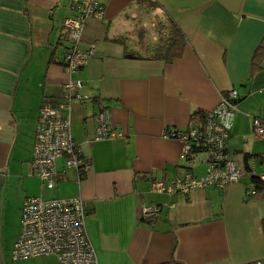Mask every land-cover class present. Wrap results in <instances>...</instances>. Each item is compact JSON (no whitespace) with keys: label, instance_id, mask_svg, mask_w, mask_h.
I'll list each match as a JSON object with an SVG mask.
<instances>
[{"label":"crops","instance_id":"obj_1","mask_svg":"<svg viewBox=\"0 0 264 264\" xmlns=\"http://www.w3.org/2000/svg\"><path fill=\"white\" fill-rule=\"evenodd\" d=\"M99 1L105 19L87 24L80 47L95 45V55L72 75L89 97L72 105V134L92 169L80 178L63 172L61 160L58 187L49 190L33 173L35 134L43 102L66 101L64 22L73 0H0V264H60L54 256L12 258L23 203L46 190L84 200L98 264H264V198L248 195L252 178L264 176V137L253 134V119L264 121V56L254 62L264 43V0ZM167 18L187 39L183 55L137 58ZM231 90L241 96L228 149L245 172L240 182L154 194V180L205 176V157L186 161L184 144L165 134L197 126L193 115ZM103 108L125 138L94 140L93 117ZM151 206L161 212L144 219Z\"/></svg>","mask_w":264,"mask_h":264},{"label":"built area","instance_id":"obj_2","mask_svg":"<svg viewBox=\"0 0 264 264\" xmlns=\"http://www.w3.org/2000/svg\"><path fill=\"white\" fill-rule=\"evenodd\" d=\"M72 11L73 15L64 22L68 46L64 49L63 64L69 75L64 84L66 101L43 102L35 134L33 173L49 190L58 187L60 174L66 170H75L81 178L92 169L91 162L84 157L72 134V105L89 99L80 93L83 81L73 79L72 75L85 68L95 55V45H89L87 50L80 47L87 24L105 19V6L99 0H73ZM239 95L236 90L222 95L219 104L204 113L201 127L166 132L167 139H176L184 144L185 160L204 156L207 172L201 178L188 173L171 184L154 180L151 182L154 194L188 196L197 189L215 187L223 190L240 182L245 172L228 152L234 119L239 112L235 104ZM64 111L68 115H64ZM93 122L95 141L125 138L117 130L110 109L103 108L97 112ZM253 134L256 138L264 137L263 120L253 119ZM60 160L64 161L63 172L58 166ZM261 178L264 180V176ZM249 187L252 189L253 184ZM160 212L158 206L144 207L141 216L150 219ZM88 214L86 203L80 197L70 200H45L41 196L27 198L22 206L20 233L14 245L13 260L54 256L60 264H98L86 229Z\"/></svg>","mask_w":264,"mask_h":264},{"label":"trees","instance_id":"obj_3","mask_svg":"<svg viewBox=\"0 0 264 264\" xmlns=\"http://www.w3.org/2000/svg\"><path fill=\"white\" fill-rule=\"evenodd\" d=\"M155 32L157 35L156 43L148 45V48L140 56L137 55L139 59H148V60H159L163 62H171L184 53V50L187 46V39L177 26V24L170 18H167L165 21L158 23L155 26ZM118 42H121L118 40ZM136 56V55H134ZM264 56V43L258 48L254 55V62L259 57ZM241 102V96L239 95L238 99L235 100V104L239 107ZM204 113L206 111H198L193 115V120H197L198 127H201L203 124ZM198 158V157H197ZM249 157L246 156V160ZM186 161L194 162L192 157L188 158ZM249 171V169H246ZM253 188H248V195L254 199H263L264 198V180L261 177L252 178ZM264 224V223H263Z\"/></svg>","mask_w":264,"mask_h":264},{"label":"rangeland","instance_id":"obj_4","mask_svg":"<svg viewBox=\"0 0 264 264\" xmlns=\"http://www.w3.org/2000/svg\"><path fill=\"white\" fill-rule=\"evenodd\" d=\"M200 158L202 159L203 157L202 156H200ZM61 161V160H60ZM59 161V162H60ZM47 192H45L44 194H43V198L45 199V200H52V199H57L56 198V196H54L53 194H52V191H49V190H46Z\"/></svg>","mask_w":264,"mask_h":264}]
</instances>
